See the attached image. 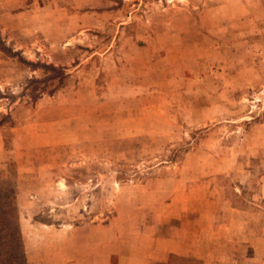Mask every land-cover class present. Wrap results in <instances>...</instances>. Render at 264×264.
Wrapping results in <instances>:
<instances>
[{"label":"rangeland","instance_id":"1","mask_svg":"<svg viewBox=\"0 0 264 264\" xmlns=\"http://www.w3.org/2000/svg\"><path fill=\"white\" fill-rule=\"evenodd\" d=\"M0 175L28 264H264V0H0Z\"/></svg>","mask_w":264,"mask_h":264},{"label":"trees","instance_id":"2","mask_svg":"<svg viewBox=\"0 0 264 264\" xmlns=\"http://www.w3.org/2000/svg\"><path fill=\"white\" fill-rule=\"evenodd\" d=\"M57 70V67H50ZM0 175V264H28L19 225L17 188Z\"/></svg>","mask_w":264,"mask_h":264}]
</instances>
